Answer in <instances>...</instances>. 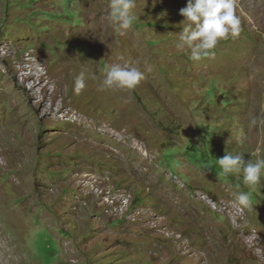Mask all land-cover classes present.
Listing matches in <instances>:
<instances>
[{"label":"rangeland","instance_id":"rangeland-1","mask_svg":"<svg viewBox=\"0 0 264 264\" xmlns=\"http://www.w3.org/2000/svg\"><path fill=\"white\" fill-rule=\"evenodd\" d=\"M108 4L0 0V264H264V186L241 210L214 164L264 152V0L198 62L187 0H136L124 32ZM105 64L143 79L101 90Z\"/></svg>","mask_w":264,"mask_h":264},{"label":"clouds","instance_id":"clouds-1","mask_svg":"<svg viewBox=\"0 0 264 264\" xmlns=\"http://www.w3.org/2000/svg\"><path fill=\"white\" fill-rule=\"evenodd\" d=\"M136 0H109L106 19L117 31L124 32L133 29L137 17L134 14ZM179 15L182 21V31L178 34L176 48L187 49L188 58L193 62L210 58L214 55L221 41L237 38L242 31L241 19L236 12V0H187ZM104 78L101 90L116 89L131 93L143 79L139 67L120 64H105L102 68ZM85 88V76L81 73L75 78L74 91L79 94ZM256 121H253L255 124ZM243 133L235 136L237 143L243 142ZM242 152H227L214 164L219 169L220 177L242 179L247 191L234 193V204L241 210L253 211V192L264 186V152L258 146L251 159L245 162Z\"/></svg>","mask_w":264,"mask_h":264},{"label":"bare ground","instance_id":"bare-ground-1","mask_svg":"<svg viewBox=\"0 0 264 264\" xmlns=\"http://www.w3.org/2000/svg\"><path fill=\"white\" fill-rule=\"evenodd\" d=\"M48 112H49V111H48ZM69 123L75 124L74 121H70ZM93 124H94V121H87V120L80 121V123H79L80 126H88V127H92ZM95 125H97V123H96ZM99 125H100L99 127H101V126H102V127H105L106 124H102V123H100ZM102 129H103V128H102ZM102 132H103V131H102ZM108 135H109V134H108ZM120 142H121V141H120Z\"/></svg>","mask_w":264,"mask_h":264}]
</instances>
